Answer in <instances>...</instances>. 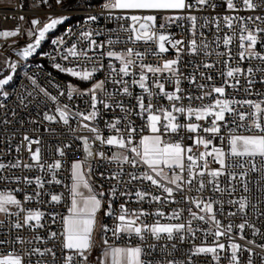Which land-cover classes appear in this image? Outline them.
<instances>
[{
	"label": "snow or ice",
	"instance_id": "obj_1",
	"mask_svg": "<svg viewBox=\"0 0 264 264\" xmlns=\"http://www.w3.org/2000/svg\"><path fill=\"white\" fill-rule=\"evenodd\" d=\"M62 0H57L61 3ZM226 9L230 12L238 13L241 10H247L255 13L249 16L240 15H224L222 17H214L211 21L205 18L204 24L201 27L213 25L216 33L212 41H208L203 32L200 33L199 43L196 39L197 17L188 16L187 19L191 22L193 38L188 42L187 50L191 56L210 57L215 55L223 57V64L226 71L221 70L220 75L225 77L220 86L213 84L200 83L195 74L184 76L180 69L181 54L185 52L183 40H175L170 35L164 34L160 29H165L168 23L181 19L180 16L165 15L175 11L191 9L196 6H205L215 9L216 4L213 0H195V4L189 3L188 0H108L105 7L109 10H119L123 14L116 17L118 20H127L131 23L127 26L121 25L119 29H111L109 32H115L116 38H107L106 42L98 43L93 39V33L84 31L81 33L82 39L88 42L89 48L93 51L96 49H105L99 57L89 56L88 50L77 49V44L74 43L67 48L63 59L68 60L69 57L76 59L83 58L87 61L97 62L103 57L110 60L119 61V67H115L112 63L108 64L110 69L107 80H101L94 83L87 93H83L68 86L66 95L68 99L73 98V93L77 95H89L90 110L81 112L79 109L72 112L68 105L59 106L56 96L50 95L45 89L41 88L42 92L53 103L57 104L55 112L57 115L44 113L43 119L49 122H63L64 125L70 124V117L78 119L80 127L87 129L94 134V139L99 140L101 144L114 146L122 150L110 158L105 157L104 152L93 153L88 137H77L82 139L84 143L85 159L83 161H74L71 163V185L68 186L70 205L67 207V215L60 217L62 221V232H50L49 239L55 240L58 235L61 240V254L63 264H89V255L95 245L94 232L97 225V213L104 206V192H96L91 186L89 176L92 172V167L88 163L94 155H98L104 159L116 162L120 166V170L113 172L108 179H114L118 183L131 184L133 181L141 183L148 182L156 189L162 190V194L154 195L145 190H136L119 192L120 196H126L129 199L134 195L136 203L147 202L149 204L156 203L176 204L183 201L187 205L186 208H174L169 214H166L161 208H157L149 212L143 208L131 209L125 203H121L118 209L113 208V201L117 198L118 188L116 185L110 188L111 199L107 201L105 215L113 219L114 226L109 228L108 225L103 226L105 234L111 232L113 242L110 243L107 235L103 240L104 248L101 256H99L98 264H193L192 257L201 254H211L212 259L219 261V252L226 249L225 243L221 242V237L231 241L228 248L231 251L230 264H240L238 252L242 250V246L234 242L232 237L233 228L237 227L240 231V239H244V229L246 227L253 229V233L259 232L255 225L245 220L239 225H233L231 221L223 224L219 215H224L223 206L226 202L235 207L236 211L228 212L229 217L237 214H245V210L251 208L252 212L258 216H264V100L256 102L251 99L237 100L234 97L228 98L226 95V87L237 89L240 84V77L244 76L247 82V87L244 91L251 95V89L256 83V74H261V83H264V53L257 50L258 43L264 48V0H224ZM158 16H162L165 20L164 24L157 28L156 22ZM20 19H23L21 17ZM67 17L52 18L49 17L47 22L41 26L39 19H33L31 24L33 30L28 31L30 37L34 36V43H28L19 55L27 59L31 56L41 41L45 39L46 33L55 29L62 24ZM89 20H97L96 16L88 17ZM224 28L230 30L231 34L219 35ZM19 30L3 31L0 36L5 38L18 35ZM120 32L127 33L126 37L121 39ZM102 33L97 32L96 35ZM234 41H238L237 51L233 52ZM63 43V40L59 41ZM138 43L155 44L156 49L146 48L144 52L135 47ZM116 44H131L132 47H125L121 51L114 50ZM167 45L176 52L174 59H164L163 54L169 51ZM215 45V47H213ZM221 45L226 51H219ZM148 54H153L162 59L163 62L157 65L144 63V58ZM238 57V60H237ZM256 60L259 63L246 69L240 67L243 61ZM235 61V66L231 63ZM201 62L197 68L202 66L205 69H212L217 63ZM191 63V61H190ZM15 71V64L10 65ZM55 67L61 71L69 73L73 77H79L81 80H90L93 73L104 68L102 63L98 67H93L91 71H78L72 67H61L59 63ZM139 69V77L135 78L136 73L130 69ZM149 73L152 74L149 77ZM133 77L132 85H138L142 90L140 95L135 97L138 112H134L133 108H126L122 101L114 100L116 95L132 97L129 81L124 77ZM200 77L207 81H213V76L210 74L200 73ZM12 79L8 76L5 79H0V89L8 84ZM31 79V78H29ZM182 79H188L189 83L194 84L199 90L200 95L193 96L191 93H186L180 87ZM151 80V83L149 81ZM232 81L231 83L229 81ZM32 84L36 85V80L32 79ZM119 85L120 88L116 92L108 91L105 87L106 83ZM166 83L173 84L174 90L167 91ZM98 93H103L108 101L98 98ZM215 94V95H214ZM6 96L7 93H4ZM31 95V93H29ZM60 95H65V92H60ZM264 95V94H261ZM165 98L169 102L167 107L153 103V98ZM210 98V99H209ZM184 99L189 103L185 105ZM147 100V102H146ZM199 100V105H194L192 102ZM208 100L207 103L204 101ZM102 104L105 110L118 107L125 113L124 119L127 123L122 130L119 125L121 118H116L113 122H108L106 126L116 133L109 135L107 138L101 136L98 127L92 126L90 123L96 121L99 115L97 104ZM144 117L146 114V129L149 134H141L137 144H134V138L137 134V128L134 122L128 117L131 114ZM187 117V122H181L180 117ZM194 117V121L193 118ZM229 117L231 119H229ZM209 118H211L209 120ZM207 121L209 126L199 123ZM235 125L234 128H228V125ZM222 128L227 129V135H221ZM74 131L73 129H69ZM145 128L142 127L140 132L143 133ZM195 134L189 136L188 139L193 140V145H185L184 137L181 132ZM207 133L211 138L200 135ZM177 136L176 140L171 138L165 139V136ZM219 138L222 146L213 144V139ZM23 141L27 142L25 147L30 153V158L33 164H23V167L31 171L33 168L40 171H47L50 174V179L45 181L41 176L30 178L23 177V183L32 185L35 183L36 190L32 195H25L26 201H40L42 195L41 190L44 189L45 183L61 184L62 181L57 178V172L62 168L61 160H55L53 163L42 162L41 148H32V145H39V139H32L28 135L23 137ZM69 145H65L68 147ZM225 146L227 150H225ZM201 147L203 150H201ZM195 148V151H194ZM19 151V147L17 148ZM60 157L65 156L63 148H57ZM126 153H131L128 155ZM211 158V161L209 160ZM129 164L137 171L129 172L128 180L122 181L124 170L122 165ZM211 163L217 164L219 167H210ZM143 166L142 170L140 166ZM21 162L18 160L14 164L6 165L0 163V170L5 168H19ZM87 168V171L85 169ZM250 173H258L259 179L253 181L250 178ZM103 176V174H101ZM227 178V186L222 187L220 177ZM207 177V180L205 179ZM7 177H0V180H6ZM18 182L20 177L15 178ZM250 183L255 184V191L260 193V197L256 198V203L247 195H240L236 199L224 201L223 196L227 194L231 196L233 193L241 190L243 193L250 192ZM87 189V194L82 191ZM195 191L199 195L192 197L186 195V192ZM210 191L212 195L205 196L204 193ZM221 194L217 197L215 194ZM50 203L59 204L63 199V194H51ZM177 194L181 200L176 199ZM195 210H193V206ZM219 205V207H217ZM10 206H15L18 211L11 212V215L19 217L21 212L26 214L23 216L22 222L17 219L13 227L16 229L29 228L33 232L36 229L44 228L42 220L45 213L39 209L25 210L22 207V202L11 193L0 192V213L9 214ZM184 212L188 215L184 216ZM51 215L52 222L57 219L56 214ZM147 217H153L151 223L147 222ZM162 220L166 222H161ZM2 223V222H0ZM197 233L203 237L200 245L193 244L189 250L190 255L187 260H177L173 253L177 251L178 244H183L188 241H195ZM264 236V233L261 234ZM213 237L212 244L206 243L207 238ZM34 240L44 242L39 235L33 237ZM116 240H126L122 246L115 243ZM154 241V242H149ZM8 243V241L0 240V244ZM15 243H25L24 239L17 236ZM32 243V241H28ZM254 243V241H248ZM264 249V245H258ZM251 253V249H243ZM162 256V259L153 260L150 257L153 254ZM166 254V255H165ZM39 255L41 257L51 255L53 264H55L57 254L53 248L33 247L30 251L23 254L16 251L14 248L9 253H0V264H31L30 257ZM25 256L29 259L25 260ZM37 264H40L38 261ZM251 264V259L249 260Z\"/></svg>",
	"mask_w": 264,
	"mask_h": 264
},
{
	"label": "built area",
	"instance_id": "obj_2",
	"mask_svg": "<svg viewBox=\"0 0 264 264\" xmlns=\"http://www.w3.org/2000/svg\"><path fill=\"white\" fill-rule=\"evenodd\" d=\"M108 0H62L61 3H57V0H15L12 5H0V32L3 31H14L19 30L18 35L11 37L0 36V48L9 44L10 42L16 45V57L14 60L9 58V66L13 81L6 92L7 95L0 97V163L6 165L14 164L18 160L21 162V167L19 168H5L0 170V177H7L6 180H0V192L14 194L17 199L22 202V207L25 210H41L45 213V217L42 220V223L45 225L44 228L36 229L33 232L31 229L25 227L21 229H16L13 227L14 223L19 219L21 222L25 212H21L19 217L11 215V212H16L18 209L10 210L9 214H3L0 217V240L8 241V243L0 244V253H9L13 248L20 252L21 254L30 251L33 247H39L41 250L44 248H53L57 254L55 264H63L62 254H61V240L62 238L58 235L55 240L49 239L50 232H57L58 234L62 232V221L60 217L67 215V207L70 205V196L68 186L71 185V163L74 161H83L85 159L84 152V143L82 139L77 137H88L89 143L91 145L93 153L104 152L105 157L110 158L112 155L122 151L117 149L114 146L107 144H101L99 140L94 139V134L80 127L78 119L70 117V124L64 125L63 122H49L43 119L44 113L51 115H57L55 108L57 104L53 103L48 99L40 89H45L50 95L56 96L59 106L63 107L65 104L72 110V112L79 111L87 112L90 110V97L89 95H77L73 93V98L68 99L66 92L68 86L72 84V81L67 72L61 71L55 67L57 63L61 67H72L78 71L88 70L91 71L93 67H98L100 63L104 65V68L93 73L92 79L89 83L99 82L101 80H107L109 77L110 69H108V64L112 63L115 67H119V61L110 60L107 57H103L97 62L87 61L83 58L76 59L69 57L68 60L63 59V56L66 54V50L72 44H77V49L79 50H88L89 56L99 57L102 51L105 49H96L95 51L89 48L88 42L81 37V33L84 31H89L93 33V39L97 40L98 43L106 42L107 38L111 35V38H116L115 32H109L111 29H119L121 25L127 26L130 24V21L127 20H118L116 17L121 16L123 13L119 10H109L105 7V4ZM189 3L195 4V0H188ZM216 4L215 9L205 6H196L191 9H185L182 11H175L171 13H166L165 15H174L182 17L179 20L168 23L165 29H160L164 34L170 35L171 38L175 40H183L185 46V52L181 54L180 69L183 72L184 76L187 77L190 73L195 74L198 82L215 84L220 86L222 80L225 77L220 75L221 70L226 71V68L223 64V57H217L212 55L210 57L200 56H191L188 54L187 45L188 42L193 38L191 22L187 19L188 16L197 17V29H196V39L199 43L200 33L203 32L204 36L208 41L213 40V36L216 33V29L213 25L209 24L208 27H201L205 22V18L209 21L214 17H222L224 15H240V16H249L254 15L255 13L247 10H241L238 13L230 12L226 9L224 0H213ZM90 16H96L97 20L91 21L88 19ZM23 17V19H20ZM49 17L59 18L67 17L66 20L55 29L50 30L46 33V40L42 43L37 54L30 58L25 59L19 55V52L26 47L29 42L34 40V36L30 37L28 35L29 30L35 31L31 24L33 19H39L41 21V26L44 22H47ZM165 20L162 16L157 18V28L159 29L160 24H164ZM102 33L101 35H96V33ZM224 34H231L230 30L224 28L219 35L223 36ZM127 33L120 32L121 39L125 38ZM63 40V43L59 41ZM23 43V44H22ZM238 41H234L233 45L230 46L233 48V52L237 51ZM131 44H116L113 46L114 50L121 51L125 47H132ZM23 47V48H22ZM138 50L144 52L146 48L156 49L155 44H143L138 43L135 45ZM169 48L167 53L163 54L164 59H174L176 57L175 50L171 45H167ZM215 47V45H213ZM257 50L264 53V48L258 43ZM219 51L223 52L226 49L221 45ZM221 61L216 64L212 69H205L202 66L197 68V65H201V62H213ZM238 60V57H237ZM191 61V63H190ZM144 63L157 65L162 63L163 60L158 58L153 54H148L144 58ZM235 66V61L231 62ZM256 60H252L251 63L245 60L240 63V67L246 69L247 67L258 64ZM15 64V71L12 70L10 65ZM131 72H135V78L139 77V69H130ZM200 73L210 74L213 76V81H207L200 77ZM149 77L152 76L151 73L148 74ZM31 78V79H29ZM32 79L36 80V85L32 84ZM123 79L129 81L130 91H132L133 96L127 97L123 95H116L114 100L122 101L124 107L133 108L134 112H138L139 109L135 108L137 95L141 94V89L138 85H132L131 79L133 77H124ZM256 83L251 89L252 94L248 95L244 88L247 87V82L244 76L240 77V84L237 86V89L231 87H226V95L228 98L240 99H251L256 102L264 100V83H261V74H256ZM232 82L231 80L229 81ZM151 83V80L149 81ZM105 87L108 91L116 92L119 85H112L110 82L106 83ZM180 87L185 90L186 93H191L193 96L200 95V90L194 85L189 83L188 79H182ZM78 91L87 93L89 89H81L79 86L75 87ZM166 90H174L173 84L166 83ZM65 92V95H60V92ZM31 93V95H29ZM215 95V94H214ZM98 98L105 99V102L108 101L103 93H98ZM210 99V98H209ZM147 102V100H146ZM205 103L208 100L204 101ZM153 103L159 104L167 107L169 102L165 98L154 97ZM183 103L187 105L189 101L184 99ZM194 105H199L201 102L195 100L192 102ZM99 109V115L96 121L84 122L90 123L92 126L98 127L102 137L107 138L109 135H115L114 130L108 128L106 124L108 122H113L116 118H121V124L119 127L123 130L124 125L127 123V120L124 119L125 113L120 110L118 107H113V109L105 110L102 104H97ZM128 119H131L134 122V126L137 128V134L134 138L133 143L137 144L141 134H149L146 129V114L144 117L131 114ZM211 118H209L210 120ZM229 119H231L229 117ZM181 122H187V117H180ZM194 121V119H193ZM199 123L204 124V126H209L207 121H201ZM144 127L145 131L140 132V129ZM235 125L229 124L228 128H234ZM74 131H70L69 129ZM28 135L32 139H39V145H32V148L36 147L41 148L42 162L53 163L55 160H61L62 168L57 172V178L62 181L61 184H49L45 183L44 189L41 190L42 195L40 196V201L37 202L35 199L31 201H26L24 199L25 195H32L36 190V185H27L23 183V177L28 176L34 178L36 176H41L45 181L50 179V174L47 171H40L39 169L33 168L31 171L23 167V164H33L34 162L30 158V153L25 147L27 142L23 141V137ZM181 136L184 137L185 145H193V140L188 139L189 136H194L195 134H190L181 132ZM200 135L211 138L209 134L201 132ZM221 135H227V129L222 128ZM176 140L178 137L172 135L171 137L165 136V139ZM213 144L216 146H222L219 138L213 139ZM65 145H69L65 147ZM19 147V151L17 148ZM63 148L65 151V156L60 157L57 148ZM201 150L202 147H201ZM225 150H227L225 146ZM195 151V148H194ZM132 155L131 153H126ZM211 161V158H209ZM92 167V172L89 176L91 183L95 184L99 192H104V206L102 211L105 214L107 208V201L111 199L110 188L114 185L117 186V198L113 201V208L118 209L121 203L127 201L126 206L131 209L143 208L149 212L154 211L157 208H161L166 214H169L174 208H186L189 205L181 201L176 204H149L147 202L136 203V198L133 195L131 199L126 196H120L119 192L131 191L135 193L136 190H145L153 193L154 195H166L162 194V190L156 189L154 186H151L148 182H139L133 181L131 184H125L123 182L118 183L114 179H108L113 172L119 171L120 166L116 162L110 161V159H104L98 155H94L92 159L88 161ZM124 170V176L122 181L128 180L127 173L137 171L133 169L129 164L125 163L122 165ZM210 167L217 168L219 167L215 163H211ZM143 166H140L142 170ZM103 174V176L101 175ZM250 178L253 181L259 179L258 173H250ZM20 177L21 180L18 182L15 178ZM207 180V177H205ZM221 186H227V178L222 176L220 177ZM250 192L243 193L241 190L233 193L231 196L224 194L223 199L227 201L229 199H236L240 195H247L252 200V203L255 204L256 198L260 197V193L255 191V184L250 183L249 185ZM43 193L51 194H63V199L59 204L50 203V195ZM186 195L196 197L199 195L195 191L186 192ZM205 196H210L212 193L206 191ZM219 197L221 194H215ZM176 199L181 200L179 194H177ZM195 210L194 205L192 206ZM219 207V205H217ZM264 208V205H260ZM236 211L235 207L232 205L224 203L223 212L224 215L218 214V219L222 221L223 224H227L229 221L233 225H239L247 220L249 223L255 225L256 229H259V232L253 233V229L246 227L244 229L243 235L244 239H240V231L237 227L233 228L232 237L234 242L242 246V250L238 252V257L240 264H249L251 259V264H264V249L258 247V245H264V236L261 234L264 233V216H258L252 212L251 208L245 210V214H237L236 216L229 217L228 212ZM56 214L57 219L55 222H52L51 215ZM188 213L184 212V216H187ZM153 217H147V222L151 223ZM161 222H166L162 220ZM114 221L111 217L106 216L102 225V234L103 238L107 235L109 242H113V237L111 232L105 234L103 231V226L108 225L109 228L114 226ZM35 235H39L43 238L44 242L36 241L33 239ZM17 236H20L24 239L25 243H15L12 241L15 240ZM32 243H28V241ZM203 237L200 233H197V238L195 241H188L183 244H178L177 251L173 253V256L177 260H187V257L190 255L189 250L193 247V244L200 245L202 243ZM213 237L209 236L206 243L211 245ZM248 241H254V243H248ZM126 240H116L117 245L122 246L125 244ZM154 242V241H149ZM221 242L225 243L226 249L219 252V261L212 259L211 254H201L198 256H193V264H230V255L231 251L228 248L229 241L225 237H221ZM243 249H251V253ZM166 255V254H165ZM153 260L162 259L163 257L157 254H153L151 257ZM29 257L25 256V260H28ZM31 264H37L39 261L40 264H53V258L51 255L41 257L39 255H32L30 257Z\"/></svg>",
	"mask_w": 264,
	"mask_h": 264
},
{
	"label": "rangeland",
	"instance_id": "obj_3",
	"mask_svg": "<svg viewBox=\"0 0 264 264\" xmlns=\"http://www.w3.org/2000/svg\"><path fill=\"white\" fill-rule=\"evenodd\" d=\"M14 2H15V0H0V5H12ZM33 41L34 40H32L31 42H33ZM41 42H43V41H41ZM11 49H12L11 46L10 47L7 46V47L3 48L1 50V53H0V79H5L8 76H11L12 77V79L9 81V83L6 84V85H4L3 88L0 89V97L3 96L4 93H6L8 91V89L10 88V86L12 84V81H13V76H12L10 70L8 69V66H9L8 61H9V58H12V59L14 58L15 59V57H16V51H14L12 53H9L8 56H6V54ZM69 77H70V79L72 81V84L74 85V88L76 86H79V88H81V89H91L92 86L94 85V83L97 82L96 81V82H93V83H89L92 78L90 80L84 81V80H81L79 77H73L70 74H69ZM192 119H194V117ZM12 195H14V194H12ZM13 209H15V206H10V210H13ZM3 214L4 213H0V217H2Z\"/></svg>",
	"mask_w": 264,
	"mask_h": 264
},
{
	"label": "crops",
	"instance_id": "obj_4",
	"mask_svg": "<svg viewBox=\"0 0 264 264\" xmlns=\"http://www.w3.org/2000/svg\"><path fill=\"white\" fill-rule=\"evenodd\" d=\"M85 171H87V168L85 169ZM90 184L95 189L96 192H99V189L95 184L91 182ZM82 191H84V193L87 194V189H82ZM104 218H105V214L103 213L102 208H101V210L97 213V225H96L95 232H94L95 245L93 247L92 252L89 255V264H98L97 258L101 256L102 250L104 248V245H103L104 238L102 234V225H103Z\"/></svg>",
	"mask_w": 264,
	"mask_h": 264
},
{
	"label": "bare ground",
	"instance_id": "obj_5",
	"mask_svg": "<svg viewBox=\"0 0 264 264\" xmlns=\"http://www.w3.org/2000/svg\"><path fill=\"white\" fill-rule=\"evenodd\" d=\"M41 43H43V42H41ZM7 46H9V47L11 46L12 49L9 50V52L6 54V56H8L9 53H12V52L16 51V45L10 42L9 44H7V45H5L4 47H1V48H0V53H1V50H2L3 48L7 47ZM10 59H12V58H10ZM12 60H14V58H13Z\"/></svg>",
	"mask_w": 264,
	"mask_h": 264
},
{
	"label": "water",
	"instance_id": "obj_6",
	"mask_svg": "<svg viewBox=\"0 0 264 264\" xmlns=\"http://www.w3.org/2000/svg\"><path fill=\"white\" fill-rule=\"evenodd\" d=\"M45 40H46V35H45V39L43 40V42H44ZM41 45H42V43L40 44L39 47L36 48L35 52H34L31 56H29L27 59H30V58L34 57V56L37 54L38 50L40 49Z\"/></svg>",
	"mask_w": 264,
	"mask_h": 264
}]
</instances>
